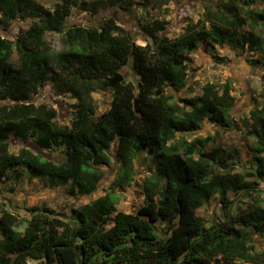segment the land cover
Masks as SVG:
<instances>
[{
    "label": "trees",
    "instance_id": "obj_1",
    "mask_svg": "<svg viewBox=\"0 0 264 264\" xmlns=\"http://www.w3.org/2000/svg\"><path fill=\"white\" fill-rule=\"evenodd\" d=\"M170 1L58 0L49 9L38 0H0V184L44 179L53 187L69 184L71 196H91L113 149L119 164L109 192L71 208L68 220L46 207L32 208L25 219L0 208V264H264L255 244V236L264 239V106L236 121L232 80L207 83L200 95L180 101L168 93L187 86L191 55L201 46L257 54L252 64L264 67V0L206 4L203 18L175 39L161 34L168 22L156 20L145 29L146 46L114 18L99 27L68 26L73 9L133 13L136 5L160 10ZM21 20L30 26L16 39L2 34ZM127 67L134 78L111 88L108 78ZM48 84L76 101L70 125L33 101ZM106 92L113 98L101 113L94 95ZM206 121L248 129L249 171L237 170L236 150L226 155L212 147L211 135L184 137ZM13 141L31 142L42 153L28 147L14 153ZM53 150H62L64 160L49 157ZM143 154L157 167L142 183L145 204L136 213L119 212L118 191L134 184ZM231 195L250 200L237 216L230 214ZM215 197L225 222L198 215Z\"/></svg>",
    "mask_w": 264,
    "mask_h": 264
},
{
    "label": "rangeland",
    "instance_id": "obj_2",
    "mask_svg": "<svg viewBox=\"0 0 264 264\" xmlns=\"http://www.w3.org/2000/svg\"><path fill=\"white\" fill-rule=\"evenodd\" d=\"M42 5L53 9L58 0H38ZM93 1V0H86ZM222 0H171L170 3L160 10L151 7L144 9L135 6L134 12H125L116 7L107 11H101L97 15L72 10L68 20V26L78 25L84 27H99L107 18H114L119 26L131 32L136 39V44L146 46L150 43L146 28L150 27L156 20L167 21L168 26L161 34L171 39L180 36L186 25L193 21L197 22L203 18L206 4H218ZM264 8V6H262ZM30 22L18 21L14 23L8 32H3L8 38L16 39L23 29H27ZM51 45L59 50L61 45L56 35L49 36ZM258 55L252 53L237 54L230 47L207 48L201 46L199 50L191 55L188 68L187 86L180 92L169 88L168 93L176 101L198 96L202 93V87L207 83H214L218 86L224 85L228 80H232L235 98L233 116L236 121L248 117L255 108L264 106V67L253 65L252 60ZM223 59V60H220ZM122 75L134 78L133 70L130 67L120 72ZM99 111L105 112L110 109L112 102V92L97 93L94 95ZM37 105H47L57 110L59 121L62 124L70 125L75 114L76 101L70 94H59L53 85H45L33 100ZM248 129L244 126L232 130L221 129L209 121H206L201 131L188 134L184 137L192 141L198 136L214 138L213 146L225 151L226 155L232 150H236L237 170L241 172L249 171L252 167V159L246 153L245 145L251 144L253 140L247 137ZM181 136V135H179ZM28 147L34 151L42 153L36 146L29 142L27 144L20 141H13L11 151L18 153L23 148ZM112 165L106 168L104 179L98 190L91 196H71L68 192L69 184L60 187H53L44 179L22 178L20 181H10L8 184H0V208L11 211L20 218H27L31 215L30 210L34 207H46L57 213L60 217L69 219L71 208H79L99 197L105 196L112 184L119 164L115 158L114 149L111 151ZM53 160L61 162L65 155L62 150H53L48 153ZM232 160V159H231ZM157 169L152 159L143 154L136 161V177L134 184L124 190H119L121 195L117 210L124 213H136L145 204L143 192V180ZM260 196L264 199V183L260 182ZM243 196L231 195L230 200H234L230 208V214L237 216L240 209L248 207L250 200ZM222 204L218 197L211 199L204 208L198 211V215L209 223L214 219L225 222L222 213ZM257 250H264V239L255 236ZM210 264H227L223 261H214Z\"/></svg>",
    "mask_w": 264,
    "mask_h": 264
},
{
    "label": "water",
    "instance_id": "obj_3",
    "mask_svg": "<svg viewBox=\"0 0 264 264\" xmlns=\"http://www.w3.org/2000/svg\"><path fill=\"white\" fill-rule=\"evenodd\" d=\"M128 78L127 75L116 73L113 77L108 78V82L111 88H114L117 84L121 83L124 79Z\"/></svg>",
    "mask_w": 264,
    "mask_h": 264
}]
</instances>
